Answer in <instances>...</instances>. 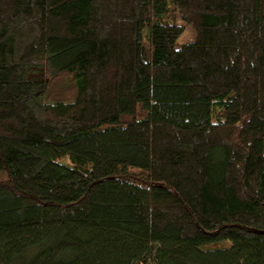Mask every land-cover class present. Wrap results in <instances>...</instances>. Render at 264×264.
Masks as SVG:
<instances>
[{"label": "trees", "instance_id": "1", "mask_svg": "<svg viewBox=\"0 0 264 264\" xmlns=\"http://www.w3.org/2000/svg\"><path fill=\"white\" fill-rule=\"evenodd\" d=\"M0 264H264V0H0Z\"/></svg>", "mask_w": 264, "mask_h": 264}, {"label": "rangeland", "instance_id": "2", "mask_svg": "<svg viewBox=\"0 0 264 264\" xmlns=\"http://www.w3.org/2000/svg\"><path fill=\"white\" fill-rule=\"evenodd\" d=\"M179 24H183L185 26V31L182 34V36H180L178 38V40L176 41L175 44V49L179 50L182 48V46L193 43V41L196 39L197 34L196 31L188 24L179 21ZM231 244L229 241H225V242H217L214 243L212 246H206V248H225V247H229Z\"/></svg>", "mask_w": 264, "mask_h": 264}]
</instances>
